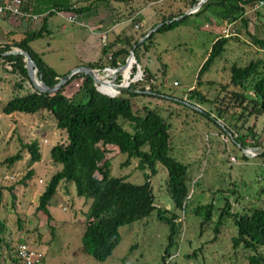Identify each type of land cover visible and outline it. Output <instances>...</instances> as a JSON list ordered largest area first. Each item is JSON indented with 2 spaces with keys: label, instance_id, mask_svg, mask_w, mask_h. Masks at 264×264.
<instances>
[{
  "label": "rangeland",
  "instance_id": "rangeland-1",
  "mask_svg": "<svg viewBox=\"0 0 264 264\" xmlns=\"http://www.w3.org/2000/svg\"><path fill=\"white\" fill-rule=\"evenodd\" d=\"M72 1L79 5L84 2ZM150 2L157 3L152 10L157 20L150 28H154L162 19L186 12L188 5V0H137L131 8L126 9L129 13L124 18L127 20L138 11L136 5L144 7ZM100 6L103 8V3ZM246 12L249 33L240 23L233 25L235 36L229 39L222 56L200 78L196 97L204 99L202 104H196L197 99L189 100V92L196 87L199 70L211 50V39L203 32L205 16H192L174 31L156 33L147 42L148 47L138 51L139 61L135 59L134 63L130 60L123 72L117 75L116 84H122L123 74L132 67L130 81L136 80L138 73L144 75L145 61L148 63L149 59L152 60L148 64L149 70L155 72L149 73L152 86L162 98H138L134 103L157 110L169 124L171 156L188 169L187 206L183 213H177L178 232L165 258L169 228L157 220L156 213L143 221L121 227L119 245L107 261L100 263L82 252L84 216L90 201L77 197L73 185L62 183L59 186L48 206L52 218L49 224L46 217L36 211L39 197L60 169L52 164L50 151L56 145L65 143L66 137L54 128V121L46 113L34 116L18 114L15 118H7L2 114L4 104L30 91V85L25 83L22 90L18 89L16 75L0 61V220L5 223L3 239L10 249L2 248L0 264H13L11 256L21 243L43 253L42 264H249L248 258L253 253L232 246L231 240L236 235V229L231 219H224L219 234H214L218 210L223 207L225 198L229 199L232 214L252 208L264 210V157H261L264 153L249 158L229 137L231 134L244 137L247 147L264 149L263 117L256 119L248 116L246 105L239 107V101L234 98L235 94H243L248 104L251 100L249 87L246 86L245 92L229 85L230 68L233 65L245 67L251 61H264V50L250 39L252 34L264 40V7L255 11L249 7ZM61 18L57 16L53 20L61 22ZM39 23H42L41 19ZM62 23L65 29L72 28L65 19H62ZM128 23L126 32L134 31L133 28L138 24L137 21ZM188 27L196 30L195 37L189 35ZM207 27L213 30L209 24ZM217 27L216 38H221L225 26ZM49 29L51 34L35 41L32 48L46 51L44 61L61 75L76 63L77 56L88 55L84 56L82 50L74 49L67 35H62L56 27ZM135 34L134 40L140 41L146 33L139 27ZM99 44L103 45L100 40ZM148 50L152 54L147 55ZM104 70H100L102 76L107 74ZM124 79L127 81V76ZM81 83L82 80H75L67 86L64 89L65 97L73 98ZM137 84L135 82L131 86L138 87ZM32 143L37 144L41 161L30 168L33 176L22 186L19 183L29 170V157L25 155L23 161L12 167L4 164V160L15 155L22 144ZM107 149L109 153L106 159L111 177L124 178L133 185L145 183L144 172L138 169L137 160L133 159L124 165L127 161L125 155L119 154L113 147ZM154 169L156 173L153 176L150 170L146 171L150 176L154 206L173 212L174 204L167 193V173L159 164H155ZM208 204L214 206L212 220L201 228L203 218L195 215L193 210ZM51 228L54 229V236L51 235ZM214 238L216 240L211 243ZM259 252L264 251L260 249Z\"/></svg>",
  "mask_w": 264,
  "mask_h": 264
},
{
  "label": "trees",
  "instance_id": "trees-1",
  "mask_svg": "<svg viewBox=\"0 0 264 264\" xmlns=\"http://www.w3.org/2000/svg\"><path fill=\"white\" fill-rule=\"evenodd\" d=\"M91 1L93 2L90 6H81L72 0H22L24 12L34 16H43L42 27L38 31L27 32L19 41L0 45V61L5 63L11 69V73L16 75L17 88L22 90L23 85L28 83L30 91L8 100L1 111L6 117L13 114L34 116L46 113L55 122L56 130L65 134V143L56 145L50 151L52 164L60 167V170L50 179L45 191L39 197L36 208L41 216L46 217L48 224L52 221L48 206L55 197L59 186L62 183L73 185L77 197L90 201L84 216V232L81 237L83 253L97 262L107 261L120 243L119 229L121 227L138 223L156 213L157 220L169 228L168 245L163 257L165 258L169 255L168 249L173 246V237L178 232L177 213H183L187 206L189 197L188 169L171 156L169 124L157 110H151L148 105L138 106L134 103L138 98H162L160 92L154 91L151 74L148 71L144 72L142 81L137 84L140 86H138L139 89L135 85L130 86L131 90L147 91L150 95H134L127 92L115 98H108L96 91L94 83L89 77L76 75L56 95L48 96L38 94L33 90L22 57L1 56L13 49H20L28 53L35 62L45 85L55 86L59 78L64 76H59L47 66L30 47L33 42L47 35L48 19L56 14L66 13H74L77 17L83 16L93 4L101 1L129 4L133 0ZM255 2L256 0H208L196 14L187 16L181 21L169 22L182 17L185 12L162 19L160 21L163 24L162 27L144 43L138 44L139 40L132 41L130 38H125L123 48L111 56H108V49L104 47L99 62L88 64L86 67L102 70L105 68L102 62L104 60L106 62L108 60L107 69L123 66L134 46H136L134 57L139 61L138 51L141 48H147V42L151 41L156 33L174 31L192 16H205L210 22L214 20L218 25L219 23L233 25L240 23L247 30L246 9L253 7ZM196 4L197 0H188L186 11ZM146 35L143 34L141 38ZM229 39L219 38L212 45L210 53L198 73L196 87L189 92V100L197 99L196 104L203 103V98L196 97L200 78L222 56ZM250 39L254 45L264 50V40L254 35H250ZM131 68L126 74H123V78L127 76V81L124 79V82L130 81ZM75 80H82V83L77 94L68 99L64 95V89ZM229 85L241 91L245 90V92H247L246 86L249 87L248 93L251 96L249 105L243 94H235L234 98L239 101V107L243 108V105H246L248 116L256 119L263 117L264 130V61H251L245 67L233 65L230 68ZM229 137L242 148H249L244 142V137H237L233 134ZM108 147H113L119 154L127 157L124 165L133 159L138 161V169L144 172L145 176L143 185H133L124 178L111 177L106 159L109 153ZM25 155L29 157V170L19 183L22 186H25L33 176V170L30 168L41 161L37 144H22L21 149L15 155L4 160V164L12 167L23 161ZM155 164L161 165L167 173V193L174 204L173 212L154 206L155 200L150 176L146 174V171L150 170L151 175H155ZM230 206L229 199L225 198L223 207L218 210V221L214 227L215 236L219 234L223 220L231 219L236 229V235L231 240L232 246L234 248L242 247L245 251L253 253L248 258L249 264H264V252H259L260 249L264 251V210L252 208L242 213L232 214ZM213 212V204L199 206L193 210L195 215L203 218L201 228L211 222ZM4 231L5 223L0 220V261L2 248L10 250L3 239ZM51 235L54 236L53 228H51ZM215 240L216 238L211 243ZM11 261L13 264H19L15 249Z\"/></svg>",
  "mask_w": 264,
  "mask_h": 264
},
{
  "label": "crops",
  "instance_id": "crops-1",
  "mask_svg": "<svg viewBox=\"0 0 264 264\" xmlns=\"http://www.w3.org/2000/svg\"><path fill=\"white\" fill-rule=\"evenodd\" d=\"M0 1H6V0H0ZM92 2L93 1L91 0H84V3L81 6H90ZM101 3H103L104 5L103 8L100 6ZM135 3H137V0H133L129 4H122L115 2L108 3L103 1H101L98 4H93L90 10L86 13L87 15H85L83 18L82 16L77 17V22L75 24H71L72 28L70 30L65 29V25L62 23V19L64 18H61V22H56L53 20L57 16L59 17V15H55L49 18L47 21V35L51 34L49 28L56 27L58 29V32L60 30V33L62 35L64 34L67 35V37L70 40L69 43L73 46L74 49L76 48L77 50H82L84 56L88 55L87 57L77 56L76 63L70 69H68L65 73L61 75L58 74L57 72L56 73L59 76H66L77 68L86 67L88 64H95L99 62L104 47L108 49V56H111L112 54L116 53L117 51L123 48V45L125 44V40H124L125 38L128 39L130 38L132 41H135L134 40V37H136L135 33H138L139 28L138 29L133 28L134 31L126 32V27H128L129 25L128 22L132 23L131 20L137 21L138 24L136 26L142 28L146 34L147 32L153 30L155 27L154 28H150V27L153 26L155 21L157 20L156 17L157 15L152 10L154 5L157 3L150 2L148 6L144 5V7L140 6L141 4L136 5L135 8L138 9V11H136L126 20L124 16H126V14L129 13V11H126V9L131 8L130 6L131 5L133 6V4ZM107 9H110L111 11L106 12L105 10ZM132 9L134 10V8ZM204 23L205 25L203 28L204 30L203 32H206L209 35L212 45L217 41V39H219L216 38L218 35L217 26H221L223 24L225 26L226 24H228V23H219L218 25L214 20L210 22V20L207 17H205ZM160 24L161 23L157 24V26ZM208 24L211 26L213 30L211 29L208 30L207 27ZM41 27H42V23L40 24L39 22L26 23L20 19H15L11 17H0V45L12 43L14 41H19L27 32L38 31ZM187 31L191 37H195L196 30H194V28L188 27ZM249 31H250V27L248 26L246 32L249 33ZM99 40L103 45L99 44ZM32 44L30 45L32 51L37 55H39L44 61L45 55L47 54L46 51H35L32 48ZM150 54L152 53H150V50H148L147 55ZM102 62L104 64L106 61L104 60ZM142 62L144 64L143 60ZM150 62H152V60L150 59L148 60V63L145 61L144 68L145 71L154 74L155 72L149 70L148 64ZM46 65L49 66L47 63ZM107 68L108 66L105 65V70ZM190 90H192V88H190ZM43 114H39V115H43ZM17 115L18 114H13L7 118H15L17 117ZM53 126L56 129L55 122ZM3 264H7V263H3Z\"/></svg>",
  "mask_w": 264,
  "mask_h": 264
},
{
  "label": "water",
  "instance_id": "water-1",
  "mask_svg": "<svg viewBox=\"0 0 264 264\" xmlns=\"http://www.w3.org/2000/svg\"><path fill=\"white\" fill-rule=\"evenodd\" d=\"M207 1L208 0H197V4L194 7H192L190 10L186 11L182 17L176 18V19L169 21V22L172 23L175 21L176 22L181 21L182 19H184L187 16H191V15L196 14ZM169 22H166V23H169ZM162 25L163 24H160L157 27H155L153 30L148 32L145 37H143L140 41H138V44H141L145 40H147L153 33H155L160 27H162ZM135 49H136V46H134L133 49L129 52V56L126 59L125 64L122 67H118L116 69L109 68L108 70H105L104 72H107V74L105 76L101 75L100 70H93V69H90L87 67H80V68L73 70L68 75H66L62 78H59L58 83L53 87L46 86L45 83L42 81V78L39 75L38 68L28 53H26L20 49H13L10 52L2 54L1 56L2 57L20 56L24 59L25 69L27 71L28 79L30 81V84H31L33 90L35 92H37L38 94L54 96L63 87H65L68 84V82L71 80L72 77H74L76 75H85L93 81L94 87L96 88V91L99 94H101L105 97H108V98H115V97L120 96L123 93H127V92L129 94H134V95H150V93L147 91L146 92H139V91H135V90L130 89L131 84L136 82L135 79L131 80L129 82H126L124 84V78H123L122 84H116L117 75L121 74L123 72V70L128 66L129 61L132 59V60H134V63H135V58H134V50ZM109 72L111 74L108 76ZM97 77H99L100 80L97 79ZM104 85H109L111 88H113V90H115L116 94L115 95H106V94L102 93L100 91V88ZM194 109L199 111L197 108H194ZM239 148L242 149L243 153L249 158H254L255 156H258L259 154L264 153L263 148H242L240 145H239Z\"/></svg>",
  "mask_w": 264,
  "mask_h": 264
},
{
  "label": "built area",
  "instance_id": "built-area-1",
  "mask_svg": "<svg viewBox=\"0 0 264 264\" xmlns=\"http://www.w3.org/2000/svg\"><path fill=\"white\" fill-rule=\"evenodd\" d=\"M264 7V0H256L252 9L258 10ZM23 2L22 0H6L0 1V17H11L15 19H20L23 22H40L43 16H34L27 12L23 11ZM60 17L64 18L68 23L75 24L77 21V16L74 13H66V14H56ZM133 22V20H131ZM233 24H226L224 29L221 31V38H231L235 36V31L232 28ZM138 26H135V29H138ZM207 28V27H206ZM108 70V69H106ZM131 75V73H130ZM138 78L135 80L136 82L142 81V74H137ZM175 86L176 83L174 84ZM10 180H13L10 177ZM65 211V210H64ZM16 258L19 264H42L44 261V255L38 250H35L25 243L18 244L15 248Z\"/></svg>",
  "mask_w": 264,
  "mask_h": 264
},
{
  "label": "bare ground",
  "instance_id": "bare-ground-1",
  "mask_svg": "<svg viewBox=\"0 0 264 264\" xmlns=\"http://www.w3.org/2000/svg\"><path fill=\"white\" fill-rule=\"evenodd\" d=\"M132 60V59H131ZM134 61V60H132ZM138 77V76H136ZM97 79H99V77H97ZM100 80V79H99ZM125 84V83H124ZM100 91L106 95H115L116 92L115 90H113V88H111L109 85H104L100 88Z\"/></svg>",
  "mask_w": 264,
  "mask_h": 264
}]
</instances>
